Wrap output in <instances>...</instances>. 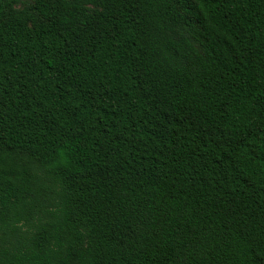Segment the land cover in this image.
<instances>
[{
	"label": "trees",
	"instance_id": "trees-1",
	"mask_svg": "<svg viewBox=\"0 0 264 264\" xmlns=\"http://www.w3.org/2000/svg\"><path fill=\"white\" fill-rule=\"evenodd\" d=\"M0 0V264H264V0Z\"/></svg>",
	"mask_w": 264,
	"mask_h": 264
},
{
	"label": "rangeland",
	"instance_id": "rangeland-1",
	"mask_svg": "<svg viewBox=\"0 0 264 264\" xmlns=\"http://www.w3.org/2000/svg\"><path fill=\"white\" fill-rule=\"evenodd\" d=\"M33 0H20V3L18 4V6H24V5H28L29 3H31Z\"/></svg>",
	"mask_w": 264,
	"mask_h": 264
}]
</instances>
